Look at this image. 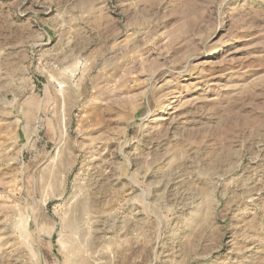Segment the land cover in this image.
I'll use <instances>...</instances> for the list:
<instances>
[{
    "label": "rangeland",
    "instance_id": "1",
    "mask_svg": "<svg viewBox=\"0 0 264 264\" xmlns=\"http://www.w3.org/2000/svg\"><path fill=\"white\" fill-rule=\"evenodd\" d=\"M0 264H264V0H0Z\"/></svg>",
    "mask_w": 264,
    "mask_h": 264
}]
</instances>
